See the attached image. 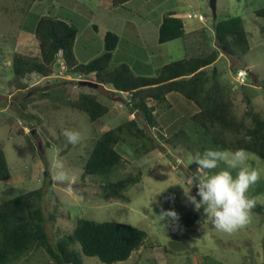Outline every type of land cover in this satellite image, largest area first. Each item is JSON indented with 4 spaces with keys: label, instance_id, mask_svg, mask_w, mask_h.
<instances>
[{
    "label": "rangeland",
    "instance_id": "obj_1",
    "mask_svg": "<svg viewBox=\"0 0 264 264\" xmlns=\"http://www.w3.org/2000/svg\"><path fill=\"white\" fill-rule=\"evenodd\" d=\"M109 2L0 0V147L11 173L6 181H0V202L42 188L39 205L51 244L71 232L78 218L122 222L146 232L142 245L127 259L111 264H264V212L253 209L252 222L232 234L217 231L204 212L194 223L187 220L195 207L188 203L184 191L191 188L192 195L197 191L187 177L195 175L205 179L226 166L221 163L217 169L197 171L196 154L220 148L212 145L208 136L192 123L190 116L197 107L191 101L176 92L168 93V104L155 105L156 126L150 127L138 119L145 134L152 137L155 148L145 153L143 144L148 146L149 141L124 132L117 145L125 160L124 166L107 175L82 178L83 163L98 136L136 117L130 112V95L103 84L93 89L78 87L77 75L60 69L58 62L50 76L32 73L20 82L11 68L14 53L38 55L31 29L42 14H54L53 6L57 13L69 14V21L77 30L75 51L80 60L102 53L106 31L121 36L122 27L129 24L143 32L144 41L153 43L157 38L153 30L155 20L159 21L167 12H175L184 21L187 38L157 45L147 43L144 53L123 42L119 50L116 47L110 68L117 66L119 60L135 67L136 58H142L145 53L149 63L154 61L156 66L208 54L218 48L213 36V21L240 16L247 31L249 50L239 59L219 52L214 65L225 92L232 96L234 113L240 117L250 105L264 116V17L255 14L264 6V0H216L215 19L208 0H133L116 8H110ZM191 25L195 28L189 30ZM129 32L126 31V35ZM132 35L136 38L137 32ZM83 49L88 56L79 53ZM161 55L165 56L164 60ZM238 68L247 71L241 85L235 80ZM78 90L95 94L109 111L97 121H90L86 113L67 104L70 94ZM66 128L81 132L80 144L67 142L62 135ZM248 153V164L261 171L260 181L249 194L255 197L256 204L264 205V160ZM57 155L78 177L72 192L51 179L54 172L51 161ZM138 170L141 172L139 180L125 191L128 200H104L100 196L103 183ZM161 209L175 211L178 221L175 224L168 219L162 221ZM75 247L80 249L78 245ZM48 260L43 251L34 249L8 264H44ZM81 261L82 264H107L82 253Z\"/></svg>",
    "mask_w": 264,
    "mask_h": 264
},
{
    "label": "trees",
    "instance_id": "obj_2",
    "mask_svg": "<svg viewBox=\"0 0 264 264\" xmlns=\"http://www.w3.org/2000/svg\"><path fill=\"white\" fill-rule=\"evenodd\" d=\"M126 1L110 0V5L119 6ZM255 14L264 17V6L257 9ZM212 27L217 49L205 55L166 63L153 75L143 76L135 74L126 63L110 68L119 40L116 33L106 31L102 53L88 62H79L73 52L76 28L53 13L43 14L31 29L38 45V55L14 53L11 68L19 82L32 73L48 77L60 59L66 73L83 75L85 79L130 95V112L136 117L126 119L98 136L83 163L82 178L107 175L124 166L125 160L117 149L124 132L137 139H147L150 144L142 146L145 153L155 148L152 137L145 134L138 119L150 127L156 126L155 105L168 104L166 95L170 92L180 94L197 107L190 119L196 128L208 136L212 145L230 151L244 148L264 160V116L250 105L242 116L234 113L232 96L225 92L214 65L219 52L239 59L249 50L244 21L240 16H229L214 20ZM184 33L182 18L176 16L175 12H167L161 18L157 41L162 44L180 38ZM245 100L249 104L247 97ZM67 104L86 113L92 122L109 111V107L90 91L78 90L70 94ZM140 174L138 170L103 183L100 196L104 200H128L125 191L139 180ZM10 175L0 147V181H6ZM42 195V188H36L0 202V264L16 261L34 249L43 251L49 257L44 264H82L81 253L111 264L127 259L147 236L144 230L122 222L78 218L71 232L51 244L45 229L44 213L39 205ZM254 209L264 212V205L256 204ZM203 212V208L194 210L187 215V220L194 223Z\"/></svg>",
    "mask_w": 264,
    "mask_h": 264
},
{
    "label": "clouds",
    "instance_id": "obj_3",
    "mask_svg": "<svg viewBox=\"0 0 264 264\" xmlns=\"http://www.w3.org/2000/svg\"><path fill=\"white\" fill-rule=\"evenodd\" d=\"M62 135L72 145L80 144L83 139L81 132L74 129H63ZM248 161L249 153L244 148L231 152L208 149L202 154L197 153L194 158L198 165L197 171H211L219 168L221 163L226 165L205 179L195 175L187 177L197 191L195 195L191 194V188L184 191L188 203L194 205L197 211L203 208L207 219L211 218L214 228L219 232L235 233L253 220L257 201L249 191L260 181L261 171L251 167ZM51 167L54 170L52 181L63 185L68 192L74 191L78 177L66 167L64 160L57 155L51 161ZM159 216L162 221L168 219L173 224L178 221V214L173 210L161 209Z\"/></svg>",
    "mask_w": 264,
    "mask_h": 264
},
{
    "label": "crops",
    "instance_id": "obj_4",
    "mask_svg": "<svg viewBox=\"0 0 264 264\" xmlns=\"http://www.w3.org/2000/svg\"><path fill=\"white\" fill-rule=\"evenodd\" d=\"M131 1H133V0H128V1H126L124 4H122V5H125V4H129ZM138 3V2H137ZM122 5H119L120 7H122ZM109 7L110 8H116V7H118V6H111L110 5V2H109ZM53 11H54V15L55 16H57V17H60V18H64L66 21H68L69 23H70V21H69V14H65V13H61V12H59L58 11V13H57V9H55V6H53ZM57 13V14H56ZM177 13H175V15H176ZM43 15V14H42ZM180 17V16H179ZM161 18H162V16L160 17V20L158 21V19L157 20H155V24H154V27H153V30H154V35L158 38V28H159V25H160V22H161ZM183 24H184V21H183ZM131 25H129V24H125V27H122V34H121V36H119V35H117L118 36V50L121 48V45H122V43L124 42H126L127 43V46H129V48H132V49H135V50H137V51H141V52H143L144 53V46H145V44H147V43H149V44H153V45H157V44H159L158 43V41H157V38L155 39V42H153V43H150L149 41L147 42V41H144L143 40V32L142 33H140L139 32V28L138 27H135V26H132V27H130ZM146 25H144V27H145ZM195 27L193 26V25H191V26H189V30H191V29H194ZM141 29V28H140ZM184 30H185V33H184V35L182 36V37H186L187 38V32H188V29L186 28L185 29V26H184ZM126 31H130L129 33H128V35H126ZM134 32H137V35H135V37L136 38H134L133 37V35H132V33H134ZM146 32V31H145ZM145 34V33H144ZM76 38H77V34H76ZM181 38V37H180ZM75 43H76V39H75ZM75 43H74V46H73V52H74V54H75V57H76V59L79 61V62H88L90 59H92V57L91 56H88L89 55V53L88 52H84L85 50L84 49H86V47H84V49L83 50H79V53L80 54H82V55H84L85 57L86 56H88V58H86L85 60H80L78 57H77V54H76V51H75V49H77L76 47H75ZM163 44V43H162ZM87 46H89V45H87ZM84 53V54H83ZM88 53V54H87ZM115 56V55H114ZM164 55H161V59H163L164 60ZM94 58V57H93ZM117 60H118V58H117ZM5 61V60H4ZM120 61H122V60H119V62L118 63H120ZM7 64H10L8 61L6 62ZM166 62H162L161 64H160V66H162L163 64H165ZM160 66H156L155 65V62L154 61H151L150 63H149V57L146 55V53L145 54H143V57L142 58H136V61H135V67H134V70H133V67L130 65V67H131V69L134 71V73L135 74H139V75H143V76H151V75H153L155 72H156V70H157V68L158 67H160ZM66 76V75H65ZM67 78H69V77H67ZM100 85V84H99ZM98 85V86H99ZM97 86V87H98ZM171 93V92H170ZM168 98V97H167Z\"/></svg>",
    "mask_w": 264,
    "mask_h": 264
},
{
    "label": "water",
    "instance_id": "obj_5",
    "mask_svg": "<svg viewBox=\"0 0 264 264\" xmlns=\"http://www.w3.org/2000/svg\"><path fill=\"white\" fill-rule=\"evenodd\" d=\"M208 6L212 13L213 19L216 17V0H208ZM78 87H87V88H97L99 83L88 80V79H81L77 81Z\"/></svg>",
    "mask_w": 264,
    "mask_h": 264
},
{
    "label": "built area",
    "instance_id": "obj_6",
    "mask_svg": "<svg viewBox=\"0 0 264 264\" xmlns=\"http://www.w3.org/2000/svg\"><path fill=\"white\" fill-rule=\"evenodd\" d=\"M189 17H191V15H188ZM198 18L201 19V14H198ZM59 63L60 69H62L63 71H65V65L63 64V62L61 60L57 61ZM247 77V71L244 69H237L235 70V80L241 85L244 84V81ZM77 81L81 80V79H85V77L83 75H77L76 77ZM76 81V82H77ZM70 264V263H69Z\"/></svg>",
    "mask_w": 264,
    "mask_h": 264
}]
</instances>
